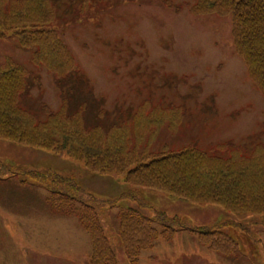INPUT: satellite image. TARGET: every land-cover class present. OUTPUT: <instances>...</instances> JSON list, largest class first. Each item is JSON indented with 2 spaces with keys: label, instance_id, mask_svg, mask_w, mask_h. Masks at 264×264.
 Returning a JSON list of instances; mask_svg holds the SVG:
<instances>
[{
  "label": "rangeland",
  "instance_id": "obj_1",
  "mask_svg": "<svg viewBox=\"0 0 264 264\" xmlns=\"http://www.w3.org/2000/svg\"><path fill=\"white\" fill-rule=\"evenodd\" d=\"M55 1L57 25L65 30L62 39L85 82L58 87L50 72L31 63L30 50L18 46L14 37L0 38V64L8 58L39 80L21 101L38 118L43 117L42 106L56 111L67 91L70 107L86 100L88 116L98 104L110 119L148 100L183 114L175 130L159 133L160 143L172 150L195 145L209 152L225 142L247 151L264 146V96L235 55L229 18H195L189 14L192 0H90L97 11L79 21L82 0ZM0 163L19 172L51 171L105 201L130 189L121 177L88 173L68 156L2 139ZM45 186L31 174L0 169V264H88L89 235L75 217L53 210ZM70 188L58 185L56 191ZM133 190L136 202L123 199L100 211L118 264L130 263L117 239L116 214L138 205L145 206L146 218L163 212L171 226L188 229H176L170 240L159 238L136 264H264V215L232 214L218 206ZM153 226L161 231L160 224ZM194 228L223 233L234 242V251L224 256L208 250L189 230Z\"/></svg>",
  "mask_w": 264,
  "mask_h": 264
},
{
  "label": "trees",
  "instance_id": "obj_2",
  "mask_svg": "<svg viewBox=\"0 0 264 264\" xmlns=\"http://www.w3.org/2000/svg\"><path fill=\"white\" fill-rule=\"evenodd\" d=\"M55 2L0 0V38L14 37L18 46L30 50L31 63L50 72L56 85L62 88L81 84L85 79L62 39L65 30L57 25ZM193 2L194 17L230 18L234 52L264 96V0ZM80 5L79 21L89 17L90 9L97 11L90 0H82ZM35 85L39 86L38 78L31 77L25 67L8 58L0 64V139L68 156L81 162L88 173L116 175L130 187L118 199L105 201L51 171L11 169L12 172L8 165L0 163V169L12 175L31 174L43 181L52 195L49 203L53 210L77 219L91 241L88 264H118L100 222V211L112 209L119 200L136 202L133 190L136 188L160 192L189 204L218 206L232 214L264 215L263 145L251 151L232 143L218 145L209 152L195 145L172 150L167 143H160L159 133L175 130L183 118L181 111L144 101L124 116L119 113L115 119L108 118L98 104L94 108L98 109L88 116L86 100L69 106L70 91L62 94L57 111L42 106L43 117L38 118L21 104ZM58 185L73 189L58 193ZM143 208L138 205L116 214L117 239L130 264H136L141 253L152 249L159 238L170 240L176 229H188L171 226L172 219L163 212L155 218H146ZM154 223L161 225V231ZM189 230L199 235L198 240L208 250L224 256L234 251V242L223 233L206 228Z\"/></svg>",
  "mask_w": 264,
  "mask_h": 264
}]
</instances>
